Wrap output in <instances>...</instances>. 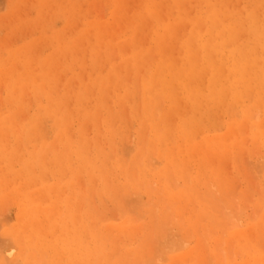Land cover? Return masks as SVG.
I'll list each match as a JSON object with an SVG mask.
<instances>
[{
  "label": "rangeland",
  "instance_id": "1",
  "mask_svg": "<svg viewBox=\"0 0 264 264\" xmlns=\"http://www.w3.org/2000/svg\"><path fill=\"white\" fill-rule=\"evenodd\" d=\"M261 1L0 0V264H264Z\"/></svg>",
  "mask_w": 264,
  "mask_h": 264
},
{
  "label": "bare ground",
  "instance_id": "2",
  "mask_svg": "<svg viewBox=\"0 0 264 264\" xmlns=\"http://www.w3.org/2000/svg\"><path fill=\"white\" fill-rule=\"evenodd\" d=\"M262 2V1H261ZM262 3H264V2H262ZM127 15V14H126ZM132 20V19H131ZM52 24V23H51ZM125 28V27H124ZM117 29V28H116ZM204 49L208 52V50H207V48H208V45H206V44H204ZM248 55V54H247ZM238 57H239V59H237V60H235L234 62H232V67H231V74H232V76H233V80L235 81V83L236 84H238V83H245V82H247L248 80H254L255 82H257L259 85H262V86H264V84H262V83H264V78H261L262 76L261 75H264V73H260L259 75H257V73H256V71H258L257 70V66H255L254 65V59H248V60H250L251 62H247L245 59V57H244V54H242L240 51L238 52ZM237 57V58H238ZM247 57H249V56H247ZM115 58V57H114ZM195 59V57H194V55L192 54V53H190V60H194ZM233 59H235V58H232V60ZM196 60V59H195ZM195 60L194 61H191V66H194V62H195ZM231 60V61H232ZM177 63H178V61H177ZM259 63V62H258ZM252 69H253V72H252V76L251 77H249L250 75H251V71H252ZM192 72V71H191ZM225 75V74H224ZM261 76V77H260ZM205 80V79H204ZM221 80V79H220ZM138 81V80H137ZM258 87V86H257ZM253 92V91H252ZM161 97V96H160ZM129 102V101H128ZM138 109V108H137ZM138 111V110H137ZM157 111V110H156ZM138 114V113H137ZM139 116V115H138ZM125 117V116H124ZM140 118V117H139ZM40 119V118H39ZM51 120V119H50ZM49 120V121H50ZM128 120V119H127ZM44 122V121H43ZM171 124V123H170ZM128 125V124H127ZM56 128V127H55ZM215 129V128H214ZM170 137H172V136H170ZM169 137V138H170ZM144 138V137H143ZM218 138H220V137H218ZM168 139V138H167ZM72 141V140H71ZM224 141V140H223ZM145 142V141H144ZM172 142V141H171ZM208 142H209V140H208ZM216 143H218L219 145H223V142H221V141H219L218 140V142H216ZM14 145H15V143H14ZM97 145V144H96ZM144 146V145H143ZM55 147H56V145H55ZM91 147V146H90ZM102 148V147H101ZM131 148V147H130ZM144 148V147H143ZM123 150V149H122ZM133 150V149H132ZM128 151V150H127ZM131 150H129L128 152H130ZM107 159V158H106ZM139 159V158H138ZM147 159V158H146ZM111 160H112V158H111ZM147 161V160H146ZM250 162V161H249ZM261 162V161H260ZM262 162H264V161H262ZM150 164V163H149ZM251 164V163H250ZM102 165V164H101ZM123 165V164H122ZM141 166V165H140ZM258 166H259V164H258ZM155 167V166H154ZM134 168H135V165H134ZM255 169V168H254ZM261 171V170H260ZM111 172V171H110ZM258 173V172H257ZM258 176H259V173H258ZM134 177V176H133ZM260 179H261V177H260ZM136 180V179H135ZM201 180V179H200ZM189 182V181H188ZM172 186V185H171ZM174 186V185H173ZM178 186V185H177ZM108 187V186H107ZM106 187V189H108ZM160 187V186H159ZM259 187V186H258ZM91 189V188H90ZM161 190V189H160ZM262 191V190H261ZM209 192H210V190H209ZM250 192V191H249ZM257 192V191H256ZM261 193H264V192H261ZM90 194H93V193H90ZM113 195H114V193H113ZM257 195V194H256ZM89 197V196H88ZM117 197V196H116ZM132 198V197H131ZM59 199V198H58ZM100 199H102V198H100ZM140 199V198H139ZM220 199V198H219ZM260 199V198H259ZM116 200V199H115ZM129 200H131V199H129ZM128 200V201H129ZM134 200V199H133ZM221 200V199H220ZM224 200V199H223ZM222 200V201H223ZM112 201V200H111ZM127 201V200H126ZM139 201V200H138ZM201 201V200H200ZM221 201V202H222ZM104 202V201H103ZM42 203V202H41ZM223 203V202H222ZM78 204V203H77ZM125 204H126V202H125ZM129 204V203H128ZM141 204H143V203H141ZM147 204V203H146ZM218 204V203H217ZM126 206H128L127 204H126ZM144 206V205H143ZM36 206H33L32 208H35ZM237 207V206H236ZM235 207V208H236ZM245 207V206H244ZM232 208V207H231ZM129 209V208H128ZM133 209V208H132ZM136 209V208H135ZM108 210V209H107ZM234 209H232V211H233ZM237 210H238V207H237ZM240 210V209H239ZM118 211H119V209H118ZM252 211V210H251ZM250 211V212H251ZM257 211V210H256ZM219 212V211H218ZM238 212V211H237ZM126 213V212H125ZM222 213V212H221ZM232 213H234V212H232ZM254 213H256V212H254ZM220 214V213H219ZM93 215V214H92ZM102 215V214H101ZM223 215H224V213H223ZM232 215V214H231ZM115 216V215H114ZM140 216V215H139ZM222 216V215H221ZM104 217V216H103ZM236 217V216H235ZM97 218H99V217H97ZM138 218V217H137ZM221 218V217H220ZM249 218V217H248ZM5 219V218H4ZM113 219V218H112ZM179 219V218H178ZM230 219V218H229ZM136 220V219H135ZM172 220V219H171ZM99 221V220H98ZM101 221V220H100ZM174 221V220H173ZM227 222L229 221V220H226ZM1 222V221H0ZM91 222H93V221H91ZM35 223V222H34ZM33 223V224H34ZM229 223V222H228ZM174 224H175V222H174ZM177 224V223H176ZM230 224V223H229ZM42 225V224H41ZM228 225V224H227ZM215 228V227H214ZM92 229V228H91ZM161 229H162V227H161ZM227 229V228H226ZM44 230V229H43ZM178 230V229H177ZM222 230V229H221ZM223 231V230H222ZM76 232V231H75ZM42 233V232H41ZM76 234V233H75ZM169 234V233H168ZM235 234V233H234ZM173 234H171V236H172ZM175 236H176V234H175ZM83 237H84V234H83ZM170 237V236H169ZM173 238V237H172ZM179 238V237H178ZM181 238V237H180ZM187 238V237H186ZM7 239V238H6ZM5 239V240H6ZM32 239H33V237H32ZM3 240V243H6L7 244V242L9 243V241H5L4 242V239H2ZM8 240V239H7ZM110 240V239H109ZM176 240V239H175ZM183 240V239H182ZM260 240V239H259ZM11 241V240H10ZM115 241V240H114ZM177 241V240H176ZM184 241V240H183ZM203 241V240H202ZM262 241H264V240H262ZM83 242V241H82ZM106 242V241H105ZM177 242H179V241H177ZM21 243V242H20ZM105 244V243H104ZM174 244V243H173ZM180 244V243H179ZM179 244H177L178 246H180ZM233 244V243H232ZM13 245V244H12ZM114 245V244H113ZM2 247V246H1ZM9 247V246H8ZM172 247H174V246H172ZM231 247H232V245H231ZM3 248V247H2ZM161 248V247H160ZM169 248V247H168ZM178 248V247H177ZM205 248V247H204ZM107 249V248H106ZM172 249V248H171ZM176 249V248H175ZM179 249H181L180 247H179ZM215 249V248H214ZM33 250V249H32ZM169 250V249H168ZM3 251V250H2ZM174 251V250H173ZM176 251V250H175ZM206 251V250H205ZM171 251L169 250V252L168 253H170ZM219 252V251H218ZM9 253V252H8ZM114 253V252H113ZM1 255V254H0ZM5 255V253L3 254V256ZM10 255V254H9ZM37 257V256H36ZM162 257V256H161ZM165 257V256H164ZM7 258V257H6ZM6 258H5V261H6ZM14 258V257H13ZM166 258V257H165ZM230 258V257H229ZM147 259V258H146ZM149 259V258H148ZM110 260V259H109ZM4 261V262H5ZM37 261H38V258H37ZM143 261V260H142ZM155 261V260H154ZM161 261H162V258H161ZM165 261V260H164ZM208 261V260H207ZM7 262V261H6ZM9 262V261H8ZM18 262V261H17ZM160 262V261H159ZM158 262V263H159ZM186 262V261H185ZM213 262V261H212ZM19 263V262H18ZM44 263H46L45 261H44ZM144 263V262H143ZM153 263V262H152ZM156 263H157V261H156ZM7 264V263H6ZM32 264V263H31ZM40 264V263H39ZM160 264V263H159ZM222 264V263H221ZM224 264V263H223Z\"/></svg>",
  "mask_w": 264,
  "mask_h": 264
}]
</instances>
